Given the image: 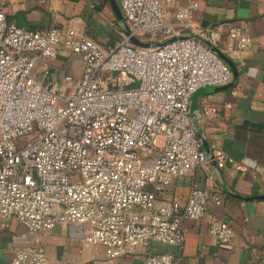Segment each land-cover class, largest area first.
<instances>
[{"label":"built area","instance_id":"built-area-1","mask_svg":"<svg viewBox=\"0 0 264 264\" xmlns=\"http://www.w3.org/2000/svg\"><path fill=\"white\" fill-rule=\"evenodd\" d=\"M170 1L116 0L125 26L108 47L70 25L17 26L0 7L2 227L15 220L38 233L80 224L84 241L101 244L112 259L152 241L180 246L182 221L201 219L210 200L220 203V195L197 182L183 200L160 196L209 160L192 125L190 96L228 82L231 72L206 41L242 65L240 52L251 39L241 23L183 35L197 3L175 10V28ZM124 29L150 45L133 44ZM62 48L81 60L75 82L71 75L62 83L46 80L47 60ZM211 159L217 169L227 162L240 167L217 148ZM208 232L217 242L232 238L228 223L214 216ZM45 263L38 243L16 248L9 262ZM140 264L175 259L156 252Z\"/></svg>","mask_w":264,"mask_h":264},{"label":"crops","instance_id":"crops-1","mask_svg":"<svg viewBox=\"0 0 264 264\" xmlns=\"http://www.w3.org/2000/svg\"><path fill=\"white\" fill-rule=\"evenodd\" d=\"M190 2H196L197 7L191 26L180 29L183 35L195 36L202 27L241 23L251 45L240 52L242 65L228 58L232 64L228 82L202 86L191 94L192 125L209 160L191 175L176 178L160 198L183 200L192 182H197L220 195V203L210 200L201 219L182 221L180 246L152 241L112 259L101 244L84 241L80 224L58 223L34 233L12 220L6 227L0 224V264H9L16 248L31 243L43 247L45 264H140L146 255L156 252L172 253L175 264H264V0H171L173 27L179 28L175 10ZM0 7L7 19L20 27L45 30L70 25L103 47L121 39V20L111 0H0ZM46 65L47 81L62 83L65 75H71L75 82L81 76L80 58L63 48ZM216 148L240 167L227 162L217 169L211 159ZM212 216L231 227L228 243L217 242L209 234Z\"/></svg>","mask_w":264,"mask_h":264},{"label":"water","instance_id":"water-1","mask_svg":"<svg viewBox=\"0 0 264 264\" xmlns=\"http://www.w3.org/2000/svg\"><path fill=\"white\" fill-rule=\"evenodd\" d=\"M111 3L113 5L114 11H115L117 17H119V19L121 20V25L125 26L123 17L121 15V12H120V9H119V7L117 5L116 0H111ZM124 32H125L126 35L129 36V40L133 44L138 45V46H144V47H147V46L150 45L149 41H142L141 39H139V38H137V37H135L133 35H130V32L127 29H124ZM206 43H208L210 45L211 49L217 54V56L232 69V64H231V61L228 59V57L224 53H222L217 47L211 45L207 41H206ZM201 141H202V145H203V140L201 139Z\"/></svg>","mask_w":264,"mask_h":264},{"label":"trees","instance_id":"trees-1","mask_svg":"<svg viewBox=\"0 0 264 264\" xmlns=\"http://www.w3.org/2000/svg\"><path fill=\"white\" fill-rule=\"evenodd\" d=\"M221 44V43H220ZM133 85H135V83H132V84H130V86H133ZM127 86V85H126Z\"/></svg>","mask_w":264,"mask_h":264}]
</instances>
